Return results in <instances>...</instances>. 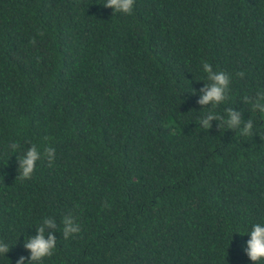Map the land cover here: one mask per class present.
<instances>
[{"label": "trees", "instance_id": "obj_1", "mask_svg": "<svg viewBox=\"0 0 264 264\" xmlns=\"http://www.w3.org/2000/svg\"><path fill=\"white\" fill-rule=\"evenodd\" d=\"M105 3L0 0V264H29L45 218L56 247L30 264H254L264 113L243 98L264 92V0ZM204 62L230 76L215 108L198 103ZM229 108L255 135L200 126ZM32 144L41 159L21 179ZM69 214L81 230L65 239Z\"/></svg>", "mask_w": 264, "mask_h": 264}, {"label": "clouds", "instance_id": "obj_2", "mask_svg": "<svg viewBox=\"0 0 264 264\" xmlns=\"http://www.w3.org/2000/svg\"><path fill=\"white\" fill-rule=\"evenodd\" d=\"M135 0H106L103 5L105 8H112L113 12L123 14H132ZM203 71L207 74L208 83L201 89L203 93L198 101L201 106L211 105L212 108L225 102L227 99L226 93L229 90L230 76L224 71H214L213 67L208 63H203ZM238 76L243 77L244 73H237ZM244 103L250 104L254 111L264 113V92H257L255 96H245ZM227 119L218 116L211 109L200 118V126L208 130L211 127L210 121H219L218 128L226 125L227 129H240L242 135L253 136L254 121L249 118L247 121H242L240 111L229 108L227 111ZM242 126V127H241ZM18 147L13 143L11 148L15 150ZM44 155L48 161L54 159L55 150L53 148H46ZM19 161L18 171L21 179L31 178L36 162L41 159V152L35 144H32L24 154L17 158ZM62 235L67 239L69 236L80 232V225L76 222L75 218L69 214L62 219ZM45 227L57 228L54 220L45 218L43 224L36 228V235L34 237H27L24 241V247L30 252L28 257L30 262H39L45 257L53 255V250L56 247V238L53 234L49 233L45 238ZM249 239L247 240V247L245 249L248 258L258 264L259 261L264 259V223H255L252 225L250 232L247 233ZM10 250V246L6 243L0 242V254H5ZM16 264H25V258L21 256Z\"/></svg>", "mask_w": 264, "mask_h": 264}]
</instances>
